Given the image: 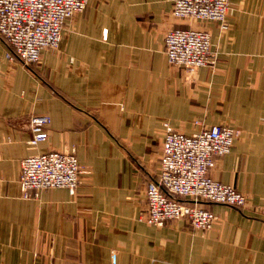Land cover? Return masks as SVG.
I'll use <instances>...</instances> for the list:
<instances>
[{"label": "crops", "instance_id": "obj_1", "mask_svg": "<svg viewBox=\"0 0 264 264\" xmlns=\"http://www.w3.org/2000/svg\"><path fill=\"white\" fill-rule=\"evenodd\" d=\"M227 29L210 34L212 68L169 64L164 35L186 26L173 0H89L55 50L31 67L5 59L0 40V264H264V0H229ZM50 117L30 145V118ZM191 136L213 125L241 131L215 157L212 179L248 198L203 233L186 220L140 221L160 168L164 124ZM73 151L76 193L24 198V158Z\"/></svg>", "mask_w": 264, "mask_h": 264}, {"label": "built area", "instance_id": "obj_2", "mask_svg": "<svg viewBox=\"0 0 264 264\" xmlns=\"http://www.w3.org/2000/svg\"><path fill=\"white\" fill-rule=\"evenodd\" d=\"M89 0H0V40L5 59L24 67L39 63L43 50H55L67 22L84 11ZM229 0H173L172 16L186 27L164 35V53L170 65L192 74L212 68L217 54L210 34L197 25L216 22L227 29ZM50 117L30 118L36 145L48 138ZM160 168L145 188L146 209L140 221L155 227L186 220L196 231L207 232L216 216L202 204H219L241 210L248 198L209 175L215 157L228 154L241 131L227 124L213 125L186 136L164 124ZM82 166L73 151L49 152L20 162L18 183L24 198L37 199L42 191L66 189L74 195L81 183Z\"/></svg>", "mask_w": 264, "mask_h": 264}]
</instances>
